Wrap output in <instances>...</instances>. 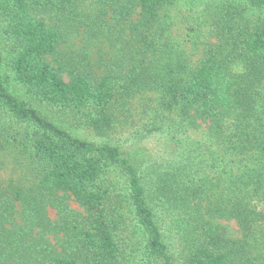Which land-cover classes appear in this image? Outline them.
<instances>
[{"label":"trees","instance_id":"obj_1","mask_svg":"<svg viewBox=\"0 0 264 264\" xmlns=\"http://www.w3.org/2000/svg\"><path fill=\"white\" fill-rule=\"evenodd\" d=\"M79 1L0 0V109L31 128L28 162L0 182V264H264V0H216L187 49L170 35L177 0H92L94 18ZM77 22L115 49L100 77L59 50ZM8 81L97 132L147 95L175 144L161 162L133 160L48 120Z\"/></svg>","mask_w":264,"mask_h":264},{"label":"rangeland","instance_id":"obj_2","mask_svg":"<svg viewBox=\"0 0 264 264\" xmlns=\"http://www.w3.org/2000/svg\"><path fill=\"white\" fill-rule=\"evenodd\" d=\"M216 0H177L176 4L167 10L171 21L170 35L177 39L187 49L192 47L196 34L203 33L207 22H210ZM80 17L82 15L93 17L99 14L96 3L92 0H81L78 3ZM46 22L50 23L48 18ZM65 38L59 47L62 56L72 62H78L82 69L101 76L105 71L106 63L112 58L115 49L102 34H92L91 29L83 22H77L71 27L62 26ZM190 53H193L191 50ZM8 88L17 96L25 98L30 105L37 109L42 116L56 123L71 134L100 144L110 142L119 145L125 155L145 160V164L156 163L167 159L169 146L175 144L171 141L169 133L159 132L155 129V112L147 95H137L126 104L116 108V123L105 132H97L82 124L71 113L62 111L47 104L36 102L27 95L13 81L7 82ZM200 130L204 124L198 122ZM157 127V126H156ZM31 128L25 124L14 121L9 114L0 109V182L10 174L11 169L20 175L27 159L26 140ZM195 133L199 131L195 130ZM73 210L83 213V209L68 194H57ZM18 212L14 215L16 223H22V216ZM47 215L55 221L58 210L47 206ZM226 233L230 237L237 235L238 228L233 221H223ZM52 242L57 236L48 235Z\"/></svg>","mask_w":264,"mask_h":264}]
</instances>
